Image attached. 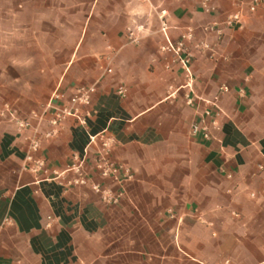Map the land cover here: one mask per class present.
Wrapping results in <instances>:
<instances>
[{"label":"crops","instance_id":"obj_1","mask_svg":"<svg viewBox=\"0 0 264 264\" xmlns=\"http://www.w3.org/2000/svg\"><path fill=\"white\" fill-rule=\"evenodd\" d=\"M201 1L0 0V264H264V8ZM162 11L172 43L193 30L190 88L160 51ZM89 86L87 124L67 118L34 171L33 132L6 109L28 117ZM207 108L208 140L191 135ZM101 137L131 180L95 172ZM74 155L87 186L71 184ZM94 183L123 191L119 204Z\"/></svg>","mask_w":264,"mask_h":264},{"label":"built area","instance_id":"obj_2","mask_svg":"<svg viewBox=\"0 0 264 264\" xmlns=\"http://www.w3.org/2000/svg\"><path fill=\"white\" fill-rule=\"evenodd\" d=\"M211 0H202L201 6L205 12H212L213 8L209 5ZM232 2L238 7L243 5L248 6L251 13H254L258 8H264V0H232ZM247 2V3H246ZM160 20V32L163 34L165 42L160 48L163 53L172 54L175 58L181 71L184 74L186 80V86L192 87L194 82V75L191 71V55L188 52L186 46L187 42L193 39V30L187 29L186 32L181 36L178 43L174 44L170 41L167 32L169 25L167 22L166 12L162 11L159 15ZM239 22V16L232 15L228 19V23ZM142 27H138L139 32ZM212 30L211 28H206L205 31ZM128 38L133 43H139V38L135 37L133 32H129ZM95 86L81 87L78 88L75 93L69 98L68 105L63 107H54L53 105L48 106L45 111L38 113L33 112L28 117H21L12 112L9 108L6 109V113L10 120L16 125L18 131L31 130L33 136L26 139V157L25 161L32 165L34 171H41L44 167V161L39 157L40 148L43 140H49L53 138L57 133L58 129L62 126L67 118H74L75 121L81 125L85 126L87 124V118L90 116L89 107L92 102V96L95 93ZM228 92V87L221 86L220 94H225ZM119 95L124 96L126 91L124 88L118 90ZM63 98V96H56V99ZM197 99V98H195ZM206 105H213L210 102L203 101ZM194 103L192 98L187 99V104L191 105ZM50 113V117L45 118L46 115ZM211 116V111L209 108L204 110V117L200 125H194L191 129L192 136L202 135L206 140L210 138L211 128L216 127L214 121L207 122L206 119ZM47 120L49 126L52 128L51 131L40 133L39 127L42 121ZM35 122V124H34ZM100 149L98 151V158L94 167L95 172H97L101 179L110 180L116 183H120L125 180L132 179V171L123 164L114 162L111 159V151L113 140L108 137H101L99 140ZM73 164L68 168V172L73 174V179L71 184L75 186H87L88 181L86 179V174L83 169V159L80 160L76 155L73 156ZM92 191L97 194L100 200L106 206L117 205L123 196V191L114 194L109 189L103 188L100 184H91Z\"/></svg>","mask_w":264,"mask_h":264},{"label":"rangeland","instance_id":"obj_3","mask_svg":"<svg viewBox=\"0 0 264 264\" xmlns=\"http://www.w3.org/2000/svg\"><path fill=\"white\" fill-rule=\"evenodd\" d=\"M149 8L152 9V6H149ZM159 11H161V10H159ZM152 12H153V14H154L156 11L153 9ZM138 27H141V26L139 25ZM138 27H137V28H138Z\"/></svg>","mask_w":264,"mask_h":264}]
</instances>
